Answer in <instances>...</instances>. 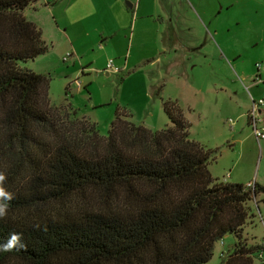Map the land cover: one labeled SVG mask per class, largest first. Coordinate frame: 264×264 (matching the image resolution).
Wrapping results in <instances>:
<instances>
[{
  "label": "trees",
  "instance_id": "trees-1",
  "mask_svg": "<svg viewBox=\"0 0 264 264\" xmlns=\"http://www.w3.org/2000/svg\"><path fill=\"white\" fill-rule=\"evenodd\" d=\"M36 1L0 0V264H207L229 234L220 264H257L264 240L243 232L264 186L213 177L176 101L172 126L119 107L107 136L52 105L50 76L25 65L47 52L24 15Z\"/></svg>",
  "mask_w": 264,
  "mask_h": 264
},
{
  "label": "rangeland",
  "instance_id": "rangeland-1",
  "mask_svg": "<svg viewBox=\"0 0 264 264\" xmlns=\"http://www.w3.org/2000/svg\"><path fill=\"white\" fill-rule=\"evenodd\" d=\"M158 3L163 14L172 12L166 0ZM188 3L185 21L181 23L180 19L182 28L178 30L176 17L169 23L173 27H165L162 32L168 44L178 38L176 59L171 50L155 66L151 59L132 71L107 75L103 66L115 58L116 48L103 50L97 43L84 61L81 57L64 61V40L54 28L47 3L38 0L24 9V15L44 26L47 52L25 65L50 76L52 105L70 107L80 119L85 117L96 123L104 136L109 134L119 107L127 108L136 124L153 130L172 126L164 102L176 101L189 122L190 138L210 149L215 157L209 164L213 177L224 182L264 186V140L256 139L246 115L252 104L247 87L257 73L256 64L264 65V0H188ZM156 31L152 27L150 34L153 36ZM90 61L93 63L88 64ZM175 63L180 64L181 72L170 69ZM152 84H156L153 93ZM69 85L72 87L67 91ZM251 91L260 98L264 83ZM230 118L236 120L233 127L228 124ZM250 205L256 218L244 226L243 234L249 244H256L264 238L261 224L264 193L257 195ZM237 240L229 234L219 241L207 264H220L222 251L231 250Z\"/></svg>",
  "mask_w": 264,
  "mask_h": 264
},
{
  "label": "crops",
  "instance_id": "crops-1",
  "mask_svg": "<svg viewBox=\"0 0 264 264\" xmlns=\"http://www.w3.org/2000/svg\"><path fill=\"white\" fill-rule=\"evenodd\" d=\"M132 1L45 0L54 20V28L64 40L63 56L65 57L70 52L73 59L81 57L84 61L87 59L90 50L97 46V43L103 50L113 46L117 50L114 59L116 64L122 67V73L132 71L135 66L151 61V59L152 66H155L162 61V55L170 53L171 50L176 59L178 56V38L175 37L177 41L171 39L172 42L168 44L166 37L164 41L162 32L165 27L170 26L169 23H173V18L176 17L178 30L182 28L181 23L185 21L189 10L188 0H166L168 7L172 9L169 14H163L158 10L160 6L158 0ZM33 22L44 32V26L40 21L36 19ZM152 27L154 30L157 29L153 36L150 34ZM92 63L93 61H90L88 64ZM106 65L107 62L103 66L105 70ZM170 69L177 73L182 71L180 64L176 63ZM154 85L152 84V93L156 87ZM251 86L256 89L259 88L253 86V82ZM251 92L253 93V91ZM177 100L179 99L177 98ZM247 124L249 125L248 117Z\"/></svg>",
  "mask_w": 264,
  "mask_h": 264
},
{
  "label": "built area",
  "instance_id": "built-area-1",
  "mask_svg": "<svg viewBox=\"0 0 264 264\" xmlns=\"http://www.w3.org/2000/svg\"><path fill=\"white\" fill-rule=\"evenodd\" d=\"M72 56V53H67V55L64 57V60L69 59V57ZM257 73L255 74L253 78V86L260 87L262 83H264V77H263V71H264V65L263 63H257L256 64ZM106 71L109 73H122V67L116 64L114 59H109L107 61L106 65ZM76 82L80 85L81 81L80 78H77ZM251 88L247 87V90L250 93L252 105L250 110L247 113L249 126L252 129L253 134L255 135L256 139L260 142L264 140V92L261 94L260 98H256V96L253 95L251 92ZM228 124L233 127L236 124V120L233 118H230L228 120ZM248 186L253 187V183H249ZM261 224L264 227V217L261 216ZM222 244H224L222 242ZM256 262L257 264H264V247L261 249L257 255H256Z\"/></svg>",
  "mask_w": 264,
  "mask_h": 264
},
{
  "label": "clouds",
  "instance_id": "clouds-1",
  "mask_svg": "<svg viewBox=\"0 0 264 264\" xmlns=\"http://www.w3.org/2000/svg\"><path fill=\"white\" fill-rule=\"evenodd\" d=\"M4 177L2 175H0V180H3ZM4 213V208H0V215H3Z\"/></svg>",
  "mask_w": 264,
  "mask_h": 264
}]
</instances>
